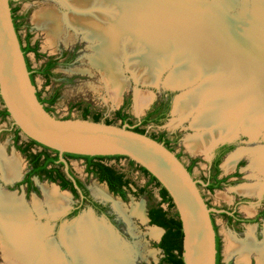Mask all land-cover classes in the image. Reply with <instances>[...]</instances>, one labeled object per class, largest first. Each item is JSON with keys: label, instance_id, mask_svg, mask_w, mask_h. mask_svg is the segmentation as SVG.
<instances>
[{"label": "bare ground", "instance_id": "6f19581e", "mask_svg": "<svg viewBox=\"0 0 264 264\" xmlns=\"http://www.w3.org/2000/svg\"><path fill=\"white\" fill-rule=\"evenodd\" d=\"M55 1L59 2L65 11L48 7V9L35 13V22L44 23L47 33L52 36L62 33L66 25L77 32L82 31L83 37L90 42L93 49L90 62L100 67L105 87L113 100L119 99L124 85L122 79L119 78L121 76L119 65L122 58L128 61V58L123 55L130 49L129 43L124 41L126 37L121 39L124 32H130L133 38L127 36L131 41L140 35L145 38L143 43L147 44L141 58L145 68L138 66V72H140L136 77L138 80L154 82L161 69L158 64L164 67L184 57H187V63L174 67L172 74L170 73L165 80L166 85L180 86L190 83L207 69L206 78L201 81L195 91L183 93L175 102L174 113L177 117L175 121L202 108L193 118L192 127L203 131L200 135L186 138V144L192 153H206L215 141L233 136L240 127L245 131L244 133L253 137L259 131L261 124H258L256 120L261 113L252 107L259 102L262 105L260 107H263L262 110L264 109V75L262 74L264 72L257 70L255 66L264 60L261 56L256 57L254 54L258 55L264 51V41H257L258 37L264 40V5L261 8L259 19L253 17L255 19L249 24L251 37L248 43L227 39L225 43L219 44L209 38L207 40L205 34L207 29L218 26L220 23L225 27L229 23L225 16L222 18L223 8L215 4H211L212 6L192 5L191 8L198 11L185 9L186 16L183 21L178 25H172L170 19L167 18L168 15H159V7L162 9L172 6L171 0H114L112 5L116 11L112 14L111 9L104 8L112 0H104L106 5L98 2L103 0ZM257 1L259 3L262 0ZM224 5H226L225 1ZM205 13H211V15H205ZM159 17L166 19L160 20ZM172 49H174L173 52H171ZM242 49L248 55L238 53ZM126 64L128 66L131 63L126 62ZM132 67H134L133 64L130 68ZM242 95L248 97L250 109H245V115L239 121L241 117L238 118L239 115L237 117L236 115L242 111V108L238 109L236 102H240ZM148 99L146 94H141L138 98V106H144ZM212 102L213 106H211ZM244 153L249 156V167L252 171L264 173V149L261 148L242 149L232 153L224 163L225 170L232 169L234 162ZM19 174L18 158L14 156L7 158L1 151L0 176L3 180L17 179ZM262 184L243 187L239 190L243 193L255 194L258 193ZM42 191L45 206L54 213L68 204L67 197L60 195L55 188L44 186ZM96 194L103 198L110 197L106 188L100 186ZM32 205L38 214H43L42 205L37 201H33ZM114 207L122 214L126 211L121 203L114 202ZM129 211L144 221L145 213L141 203L132 205ZM28 215V207L21 197L0 189V243L2 247L11 252L14 257H20L22 260L28 261V256H34L41 251L40 254L45 255L46 262H39V264H65L55 244L48 240L43 241V233L46 234L45 229L32 228ZM34 232L39 234L34 236ZM149 233L155 237L159 231L151 230ZM228 237L226 255L236 254L240 263L245 260L249 252H254L257 256V264H264V239L256 243L250 232L244 241ZM115 240L116 237L110 228L101 222H96L92 212L83 213L71 226H65L62 229L61 241L66 245L75 264H119L117 260L119 257H122L124 264L129 263L127 252L125 253L121 247L119 249Z\"/></svg>", "mask_w": 264, "mask_h": 264}, {"label": "rangeland", "instance_id": "374dc122", "mask_svg": "<svg viewBox=\"0 0 264 264\" xmlns=\"http://www.w3.org/2000/svg\"><path fill=\"white\" fill-rule=\"evenodd\" d=\"M224 1L226 5H224ZM56 2L57 1L55 0H13L12 4V6L16 7L17 9L16 16L19 17L17 20L19 23L18 34L23 44H25V28L28 27V30L31 33V43L36 42L38 45V51L43 55L60 56V54L63 52H69L70 54L74 51L73 57L67 61L65 60L67 63H60L55 68L54 77L49 84L45 82V79L41 75H34V84L37 91L42 92V96H46L48 92L51 89H54L56 86L59 87V98L50 107V112L56 117L61 118H81L83 107L88 106L91 112L88 116L89 119L92 118V114L99 113L100 120H110L113 124L121 125L120 117L116 116V111L121 109L123 100L127 98L129 99L128 105L121 110L127 115L131 124H137L139 119L144 114H146L149 105L164 94L166 89V87L163 85L165 83L164 79L166 74H168L169 69H173L171 63H176L174 67L182 66L183 64L187 63V57H184L178 61L170 62L169 64L171 68L168 66L169 69L164 70L161 77H159V79L157 78L158 80L154 82H143L136 79V77H138V74H140V72H138V68H145V65L143 66L141 62L142 55L144 54L145 47L147 46L146 43H143L145 38H142L139 35L138 38L134 39L135 41H131L129 39L132 37V35L129 34L130 32H124L121 39L126 37L124 41L129 43L130 49H128L126 53H124L125 55H123L124 57L128 58V61L127 59L122 58L119 65V73L121 75L119 78L122 79L124 85L121 89L119 99L113 100L112 97H110L107 88L105 87L102 71L99 69L100 67L95 66L90 62V56L93 54V49L90 45V42H88V40L83 37L84 34L82 31L79 30L78 33L66 25L65 30H63L62 33L57 36H52L47 33V28L45 27L44 23L35 22V15L42 10L48 9V7L58 8L61 11H65V8H63L59 2ZM98 2L106 5L104 0ZM113 2L114 0H112L110 4L107 3V5L104 7L106 10L111 9V14L116 11L112 5ZM257 2V0H171V3H173L172 6H166L162 9L159 7L160 5L156 7H159L160 9L159 15H168L167 18L170 19L171 24L178 25L186 16L185 9L198 11L197 9L191 8L192 5L212 6L211 4H215L219 8H223V10L221 9L222 18L225 16L229 23L227 27L220 23L218 26L207 29L205 31V34L207 35L206 39L208 40L209 38L211 41L219 44L225 43L227 39L248 43V39L251 37V29L249 30V24L255 19L253 17L259 19L261 8H263L264 5V0L259 3ZM185 3L186 5H184ZM106 12H104V14H106ZM198 15L201 14L198 13ZM205 15H211V13H205ZM203 18L205 17L203 16ZM159 19L165 20L166 18L159 17ZM257 41L259 42L264 40L262 37L260 39L258 37ZM131 42L135 45L132 46ZM140 43H142V45ZM173 51L174 49H172L171 52ZM238 53L248 55L244 49ZM254 56H261L264 60V51H261L258 55L254 54ZM27 57L32 68H37L44 60V57L36 58L32 52H28ZM126 62L133 64L134 67L130 68L131 64H128L127 66ZM263 62H258L255 66L257 70L264 72ZM158 66L159 69L162 67L161 64H158ZM206 71L207 69L198 76L199 78L196 77L192 82L184 84L183 90H187L186 93L189 91H195L196 87L201 83V81L206 78ZM262 74L264 75V73ZM157 75L159 76V74ZM177 92L179 91H176L175 95H177ZM139 94H146L149 98L147 103L142 107L138 106V98L140 96ZM242 96L243 98L239 99L240 102H236L238 106L237 108H242V111L236 115V117L239 115L238 118L241 117L239 121H241L242 117H244L245 109H250L247 100L248 97H246V95ZM258 104L253 105L252 108H255L254 110H259L261 113V115L256 120L258 121V124H261L259 131L253 137L250 134L244 133L245 131H243V129L240 127L241 129L239 128L238 134L233 139L235 140L234 149L227 153L220 162L221 175H231L237 170V177H230L228 181L225 182L221 187L216 188L213 191H209L204 187L203 184H199V189L204 199L212 208L218 210L219 208H224L225 206H231L233 200H244L246 202L238 203L236 209L239 211L240 215L249 217L252 216L255 211L264 207V184H262L264 183V173L252 171V169L249 167L250 159L247 153L241 155L234 162L232 169L227 171L224 168L226 159L229 157V155L231 156L232 153L234 154L235 152L242 149H264V109L262 110L263 107H260L262 106L260 105L261 103L258 102ZM207 106L211 108V106H213V102L211 103V106ZM2 108L3 104L0 99V109ZM174 109L175 106L173 105L168 119L160 126H155L151 123H148L142 127L147 134L151 135L159 132L160 130H166L173 139L175 134L177 138L172 140L171 146L177 153H179L181 159L186 163L189 162L191 158H196L197 163L192 168V175L196 180L202 181L203 177L207 175L206 166L209 151L206 153H192L186 144L187 137L200 135L203 131L192 127L193 118L202 108L194 110L191 114L186 115L183 119L178 121H175L177 117L174 114ZM11 127L12 123L9 116L0 119V153L2 151L4 156L7 158L12 156L18 158L20 174L17 179L11 181H5L0 176V189L6 192L14 193L16 197H21L23 202L28 207V217H30L29 219L31 220L32 228L37 227L36 230H40L42 228L45 229L46 234L43 233V241L48 240L55 244L65 264L75 263L72 256L70 255V252H68L69 250L65 247L66 245L63 244V241H61L62 229L65 226H71L83 213L88 212H92L96 222H101L110 228L112 234L116 237L115 242L117 241L116 244L119 245V249L121 247L125 253L127 252L126 256L129 261L127 264H156L160 260L163 254L162 251L155 245L158 242V238L151 236L149 233L152 230L150 228L151 226L146 222V220H140L135 215H132L129 211V208L132 205H136V203L142 204L144 212L146 206L157 203L160 200L158 187L153 186V184L147 186V190H149L148 194L151 195L150 200L146 199L144 194L139 196L129 194L126 200H122L118 195H112L108 191L107 192L109 193L110 197L103 198L96 194V190L99 186L101 188H106L105 184L99 183L93 177L86 176L84 170V159L80 157L69 158L68 166L71 168L73 173H75L86 183L89 194L95 200L109 204L111 219H107L106 217L95 214L88 206L82 207L75 216L67 217L66 214L55 216L59 213V211H63L67 206L71 207L76 202V200L68 190L60 189L56 183L52 184L51 182L40 180L36 177L33 178V182L37 187V191H30L27 196L25 193L24 184H21L20 186H13L16 182L21 181V177L27 168V162L25 157L20 154V152L14 147L12 143L13 131ZM251 136L254 139H251ZM25 140L26 137L21 134V141ZM32 149L35 151L40 150L41 148L39 146H33ZM102 161L107 165L116 168L117 170L126 172L130 177L134 188H137L139 185H145L148 181V177L140 172L138 168L130 165L126 158H104ZM238 161L242 164L238 168H235ZM260 183L262 186L259 188L258 193L248 194L239 190L243 187H250L252 185L258 184L261 185ZM44 186L48 188H55L58 193H60V195L66 196L68 204L63 209L58 210L56 213L50 211L49 208L44 204V195L42 191V187ZM33 201H37L38 204L42 205L41 208L43 209L41 210L44 211L43 214H38L36 209H34L32 205ZM114 202H118V204L121 203V205L126 208L124 214L119 212L116 207H114ZM162 206L166 207V204L163 203ZM213 218L217 226V232L220 235L221 264H257V256L254 252H249L245 260L240 263L239 257L236 254L228 256L225 252L227 247L226 242L229 238L228 236L234 237L238 241H244L250 232L256 243L262 242L264 236L259 233V230H256V224L248 223L244 226L238 227L229 226L225 222V219L220 215V211H215L213 213ZM262 228L261 231L263 232L264 228ZM226 233L237 236H225ZM33 234L34 236H37L39 233L34 232ZM40 253L42 252L38 251L36 254H34V256H28V261L25 259L24 261L20 257H14L11 252L5 250L0 243V264H39V262H46L45 255H41ZM117 260L119 264H124L122 257L117 258Z\"/></svg>", "mask_w": 264, "mask_h": 264}, {"label": "water", "instance_id": "95a60500", "mask_svg": "<svg viewBox=\"0 0 264 264\" xmlns=\"http://www.w3.org/2000/svg\"><path fill=\"white\" fill-rule=\"evenodd\" d=\"M171 64L174 69L176 63ZM168 66L171 68L170 64L161 67L158 79L164 70L169 69ZM172 71L169 69L165 79ZM163 85L166 89L179 91L174 97V106L177 98L187 91L183 90L184 84ZM36 91L14 27L10 0H0V99L12 125L26 138L57 151L63 170L71 179L64 153L82 156L121 155L145 168L166 189L174 204L183 233L184 264H216V232L211 213L221 210L208 206L199 189V184L203 182L192 176L173 151L148 134L132 130L128 124L56 117L45 109ZM237 134L215 141L209 152L221 142L232 141ZM68 208L55 216L65 215ZM160 229L164 232L163 228Z\"/></svg>", "mask_w": 264, "mask_h": 264}, {"label": "flooded vegetation", "instance_id": "af4514ba", "mask_svg": "<svg viewBox=\"0 0 264 264\" xmlns=\"http://www.w3.org/2000/svg\"><path fill=\"white\" fill-rule=\"evenodd\" d=\"M10 1L12 2L11 3V6H12L13 0H10ZM12 7L15 8V10H16L15 11V15H16L17 9L14 6H12ZM21 17H23V16H21ZM18 18L19 17L16 16V19H15L17 27H19V23L17 21ZM25 29H26V32H25V43H26V41L28 43V39H29L30 44H36L37 45L36 42L31 43V40H30L31 39V33L29 32L28 27H26ZM17 33H18V30H17ZM28 35H30L29 38H28ZM18 37H19L20 42L22 43L19 34H18ZM23 45H25V44H23ZM37 51H38V45H37ZM32 53L34 54V52H32ZM27 54H28V52L26 53V62L29 63ZM73 55H74V51L72 53H70V54H69V52H63V53L60 54V56H50V55L45 56L44 55L43 56L44 60L41 62V64L37 68H32L30 64H29V66H30L31 69L41 68L43 70H46V73L48 74L46 77L41 75V74H39V75H41L45 79V82L49 84L51 82L52 78L54 77L55 68L60 63H67L66 61L68 59H71L73 57ZM34 56H35V54H34ZM33 83H34V78H33ZM36 93H38L39 97L43 98V99H49V98H51V97L56 95L57 96L56 100H57L59 98L60 91H59V87L56 86L54 89H51L46 96H42V92L41 91H36ZM175 94H176V91H173L171 89H165L164 94L161 97H159L158 99L154 100L149 105V107L147 108L146 114H144L139 119L137 124H131V122L129 121L128 117H127V119L125 121H122L120 119L121 120V124H128L131 128H133L135 126H138L141 129H143V127H142L143 125L148 124V123H151V124H153L155 126H160L161 124H163L168 119V116H169V114L171 112V109L173 108V105H174ZM56 100H55V102H56ZM128 101H129V99H127V98L123 100L121 109H123L124 107H126L128 105ZM43 104H44L45 107L48 105L47 102H44ZM2 109H0V110H2ZM0 119H2V118L0 117ZM11 128H12V131H13L12 143H13L14 147L17 149V145H21L22 147L27 146L28 138H26L25 141H21V134H20V132H18L19 139H18V141H16V138H15L16 135H17L16 127L14 125H12ZM144 132L146 133L145 130H144ZM148 135L153 137V138H155L156 140L162 142L166 147H168L171 151H173L176 154L177 157H179L181 159L179 153H177L173 149V147L171 146L172 140L177 138L175 136V134L173 136L174 137L173 139L170 137V134L166 130H160L159 132L154 133L153 135H151V134H148ZM234 147H235V140L224 141V142H221V143L217 144L211 150V152H208V159H207V166H206L207 175H205L203 177V180H202L203 185H204V187L207 190L213 191L214 189L221 187L225 182L228 181V179L230 177H234V176L237 177V174H238L237 170L235 172H233L231 175L230 174L229 175H221V173H220V170H221V167H220L221 159L227 153L232 151L234 149ZM19 152H20V154H22L25 157L26 162H27V168H26L24 174L21 177L22 179H21L20 182H22L24 180V178L26 177V174L28 173V171L30 170L31 167L29 165L28 156H27L28 150L26 151V153H22L21 151H19ZM63 157H64V155H63ZM64 158L66 159V161L68 163V159L69 158L68 157H64ZM84 161H85L84 170H85L86 176L95 178L99 183H104L107 191L109 193H111L112 195H116V194H114L113 192L110 191L109 186H108V182L106 180L105 181H100L99 180V176L103 175V173L102 172L96 173L95 171H91V172L88 171L87 161L85 159H84ZM183 163L185 164L187 169L190 168V173L192 174V168L197 163V160H196V158L193 157V158L190 159L189 162L186 163L185 161H183ZM104 164H106V163H104ZM241 164L242 163L238 161L235 168H238ZM108 166H110V165H108ZM63 167L61 168V170L64 172ZM68 169H69L70 174L72 175V179L69 178L67 175H66V178L71 183L70 185L72 187L76 188V195H74L72 193V191L70 190V186L69 185H68V187L66 189H63V190H68L69 192H71V194L75 198L76 202L68 209V211L66 213V216L70 217V216H72L74 214V212L78 208H82L84 206H88L95 214H98V215H101L103 217H106L107 219H111L109 204L95 200L89 194V191H88L86 183L80 177H78L75 173H73V171L71 170V168L69 166H68ZM114 169L118 173L124 174V176H123L124 179L128 178L130 180V183L128 185L123 186V189L126 191V197L127 198L129 196V194H132L134 196H139L141 194H144L146 196V199L150 200L151 195L148 194L149 190L145 191V193H141V194L138 193V189L140 187L144 186V185H139L137 188H134V185H133L130 177L128 176V174L126 172H123L121 170H117L116 168H114ZM34 177H36L37 179H40V180H46L48 182H53V181H50V179L46 175H41V176L40 175H33V176H31L30 177V180H31L30 184H28V181L22 183V184L25 185L26 196L28 195V193L30 191H37V187L34 185V182H33V178ZM218 180H223V181H220L218 183V185H217L218 187H213L212 189H210L208 187V184H214ZM20 182H16L13 186H20L21 185ZM54 183H56L57 186L60 189H62L61 188V184L63 183V180L56 179L54 181ZM120 198L122 199V197H120ZM245 202L246 201H244V200H240V201L237 200V199L233 200L231 206H225L224 208H219L218 209V210H221L220 211V215L225 219V222L229 226L238 227V226H244L245 224H248V223H251V224L254 223V224H256L255 225L256 226L255 227L256 230H259V233L262 236H264V230H263V232L261 231V228L262 227L264 228V207H262L261 209L255 211V213L252 216H249V217L243 216V215L239 214V211L236 208H237L238 203H245ZM150 206H152V205H150ZM208 206H209V204H208ZM148 207H149V205L145 207L146 208V214H147ZM213 213L214 212L211 213V218H212L213 226L215 227V232H216V236L218 237L219 247H220V238H219L220 235L217 232V226H216V223H215L214 218H213ZM219 254H220V249H219Z\"/></svg>", "mask_w": 264, "mask_h": 264}, {"label": "trees", "instance_id": "16d2710c", "mask_svg": "<svg viewBox=\"0 0 264 264\" xmlns=\"http://www.w3.org/2000/svg\"><path fill=\"white\" fill-rule=\"evenodd\" d=\"M10 1V6H11ZM15 8L11 6V14L12 19L14 22L15 30H18L17 24L15 22L16 15H15ZM30 35H28V38ZM21 43V42H20ZM22 51L25 55L26 59V53L27 52H34L36 58H41L44 55L37 51V45L36 44H30L29 39L28 43L26 41L25 45L21 43ZM27 68L30 71V78L33 82V78L35 74H41L43 76H47L46 70H43L41 68L38 69H31L29 66V63H27ZM38 99L40 102L44 103L47 102L48 105L45 107L47 111H51L50 107L53 105V103L56 100V95L49 98V99H43L39 97V94L36 93ZM90 109L86 106L82 109V117L83 119L89 118L90 115ZM8 116V112L5 108L0 110V117L5 118ZM116 116L120 117L122 121H125L127 119V115L122 112L121 109L116 111ZM69 118V117H65ZM91 120L93 121H100V115L99 113L92 114ZM106 123H112L110 120H105ZM134 131H138L140 133H145L143 129L139 128L138 126H135L132 128ZM16 141L19 139L20 130L16 128ZM33 146H39L40 150H32ZM17 149L21 151L22 153H26L28 150V161L30 165V170L26 174V177L20 184L27 182L28 184L31 183L30 177L33 175H46L50 181H55L56 179L63 180V183L61 184L62 189H66L68 185L70 186V190L74 195H76V188L72 187L68 179L66 178V174L61 170L63 167V164L59 161L58 152L50 149L46 146L40 145L37 142H35L32 139L28 138L27 146L22 147L21 145H17ZM64 157L68 158H75L80 157L84 158L87 161L88 165V171H95L96 173L102 172L103 175L99 176L100 181H107L108 186L111 192H113L116 195H119L122 197L123 200H126V191L123 189V186H126L130 183V180L124 179V174L118 173L112 166H108L102 162L104 158H126L130 165L138 168L140 172H142L144 175L148 177L147 183L140 187L138 189V193H145L147 191V186L150 184H153V186L158 187V193L160 200L155 203L152 206L148 207L147 215L149 218L148 223L150 225H156L164 229L163 234L160 237V240L155 244L158 248L162 251V257L156 264H184L182 259V238L183 233L181 229V222L178 218V214L175 211L174 204L171 200V197L169 196L166 189L161 186L159 181L151 175L145 168L139 166L134 161L128 159L125 156L121 155H113V156H82V155H76V154H70V153H64ZM188 171L190 172V168H188ZM223 180H218L214 184H208V187L212 189L213 187H218V183ZM165 203L166 207L162 206V204ZM81 208H78L72 216H75L78 214ZM215 229V227H214ZM216 264H221L220 262V254H219V241L218 237L216 236Z\"/></svg>", "mask_w": 264, "mask_h": 264}, {"label": "crops", "instance_id": "0c3cea01", "mask_svg": "<svg viewBox=\"0 0 264 264\" xmlns=\"http://www.w3.org/2000/svg\"><path fill=\"white\" fill-rule=\"evenodd\" d=\"M144 213H145V218H144V220H146V222L148 223V221H147V219H148L147 217H148V216H147V214H146V208H145V212H144ZM148 224H149V223H148ZM149 225H150V224H149ZM150 226H151L150 228H151L152 230H157V231H159V233L157 234V236H155V238H159V236L162 234L163 230L160 229L159 226H158V227H157V226H154V225H150ZM150 228H149V229H150ZM228 235H231V236H237V235H233V234H229V233H226V234H225V236H228ZM227 258H228V257H227Z\"/></svg>", "mask_w": 264, "mask_h": 264}]
</instances>
